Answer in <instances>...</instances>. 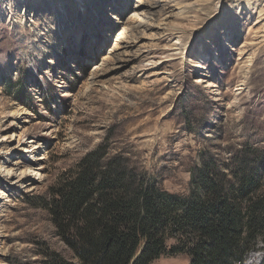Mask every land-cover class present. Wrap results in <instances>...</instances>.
Returning a JSON list of instances; mask_svg holds the SVG:
<instances>
[{
    "label": "rangeland",
    "instance_id": "1",
    "mask_svg": "<svg viewBox=\"0 0 264 264\" xmlns=\"http://www.w3.org/2000/svg\"><path fill=\"white\" fill-rule=\"evenodd\" d=\"M101 146L183 197L245 157L264 194V0H0V264L78 261L44 203Z\"/></svg>",
    "mask_w": 264,
    "mask_h": 264
},
{
    "label": "trees",
    "instance_id": "2",
    "mask_svg": "<svg viewBox=\"0 0 264 264\" xmlns=\"http://www.w3.org/2000/svg\"><path fill=\"white\" fill-rule=\"evenodd\" d=\"M107 156L102 146L88 153L51 188L44 205L78 261L51 250L43 264H151L181 253L188 264H245L258 242L264 253V194L252 161L239 156L225 178L206 153L183 197Z\"/></svg>",
    "mask_w": 264,
    "mask_h": 264
},
{
    "label": "bare ground",
    "instance_id": "3",
    "mask_svg": "<svg viewBox=\"0 0 264 264\" xmlns=\"http://www.w3.org/2000/svg\"><path fill=\"white\" fill-rule=\"evenodd\" d=\"M198 82H202L201 79H199Z\"/></svg>",
    "mask_w": 264,
    "mask_h": 264
}]
</instances>
